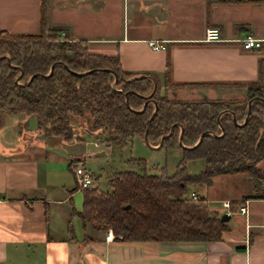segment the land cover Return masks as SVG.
Listing matches in <instances>:
<instances>
[{
  "label": "crops",
  "instance_id": "1",
  "mask_svg": "<svg viewBox=\"0 0 264 264\" xmlns=\"http://www.w3.org/2000/svg\"><path fill=\"white\" fill-rule=\"evenodd\" d=\"M40 1L0 0V29L37 33ZM46 1L49 26L85 41L92 53L116 54L125 71L149 73L166 98L231 102L244 97L247 81L264 83V0ZM207 27H216L222 40L204 41ZM244 33L259 38L260 46L242 49L236 39ZM149 40L164 48L151 49ZM81 137L62 140L76 147L56 155L60 146L37 131L34 116L0 112V264H264V230L259 228L264 198L252 197L255 191L243 173L186 185L188 195L202 197L201 214H228L223 221L228 228L218 240L130 241L105 238V233L85 239L86 228L71 214L81 206L79 188L61 170L65 164L72 174L69 161H83ZM102 143L93 139L94 152H102L93 156H105L108 146ZM195 160L186 162L187 172L200 170L202 163ZM255 166L264 171V158ZM213 180L230 191L209 193ZM243 199L246 212L240 213Z\"/></svg>",
  "mask_w": 264,
  "mask_h": 264
},
{
  "label": "trees",
  "instance_id": "2",
  "mask_svg": "<svg viewBox=\"0 0 264 264\" xmlns=\"http://www.w3.org/2000/svg\"><path fill=\"white\" fill-rule=\"evenodd\" d=\"M47 7V1L41 0L35 34L0 29V112L32 115L39 133L72 141L78 138L69 117L85 111L91 116L87 131L97 130L99 135L106 130L107 140L142 137L145 131L149 144H157L162 136L159 147L181 149L171 174L164 166L155 173L143 167L123 169L106 179V189L80 188V209H72L71 214L86 228L85 239L109 230L112 238L130 241L218 240L227 225L219 215L201 214L202 197L185 196L187 184L208 185L216 175L243 173L255 191L252 197L264 198V171L255 166L264 158L260 79L244 84L242 101L166 98L158 93L157 81L149 73L131 78L139 73L121 69L116 54L92 53L85 41L71 40L61 27L49 26ZM248 99L252 100L244 120ZM146 100L155 104L150 119L153 103L147 101L141 108ZM169 128L170 134L163 137ZM191 159L202 163L195 173L186 171V161Z\"/></svg>",
  "mask_w": 264,
  "mask_h": 264
},
{
  "label": "rangeland",
  "instance_id": "3",
  "mask_svg": "<svg viewBox=\"0 0 264 264\" xmlns=\"http://www.w3.org/2000/svg\"><path fill=\"white\" fill-rule=\"evenodd\" d=\"M58 35L59 37H61L62 33H58ZM233 101L234 100H232L231 102ZM239 101L242 100L240 99ZM69 122L71 128H73V135H81V138L84 139L82 143L78 144L79 146H83V149L85 150L83 154L84 159L82 161V164L84 165L85 169L88 170L94 176L93 185H97L99 189L106 188V179L111 177L112 174L116 173V171L118 170H123L127 168L140 170V168L143 167L145 172L155 173L157 172V169L159 167L164 166L166 174H171L174 171L175 165L181 156V149L174 145L165 148L164 146L153 148L151 147V145L144 143L142 137L139 136L122 138L120 136L117 141H111L109 139L107 140L108 137H106V135H108L109 133L106 130L94 137L88 136L87 134H85L82 128L84 129V127H91V116L88 112L85 111L82 113L81 116H70ZM50 137L51 138L47 140L52 141L53 144H58L60 146V150H58L56 155L65 156V153L69 151L71 152L72 148L76 147L75 144L70 145L68 143H62V139L60 137ZM94 138L100 140V142H103L102 144L104 146H108V148L106 149L105 156H93L95 148L92 146V141ZM46 142L48 143V141ZM138 158H141L142 161L136 160ZM78 160L71 161L74 162ZM195 162L198 163V160H195ZM187 169L189 170V167ZM61 170H64V173L69 179V182L72 183L74 176L72 177V174L66 168L65 164ZM190 170L194 171L195 167H191ZM213 181V184L208 188L209 193L214 195L220 194L224 196L228 193V191H230V188H228L227 186L216 185L217 180ZM78 191H80V195L81 190L79 189ZM185 196L188 197L189 195L186 193ZM201 201V205L203 206V200Z\"/></svg>",
  "mask_w": 264,
  "mask_h": 264
},
{
  "label": "built area",
  "instance_id": "4",
  "mask_svg": "<svg viewBox=\"0 0 264 264\" xmlns=\"http://www.w3.org/2000/svg\"><path fill=\"white\" fill-rule=\"evenodd\" d=\"M203 40L207 42H214V41H221L222 38L220 37L219 30L216 27H207L204 29L203 33ZM236 41L239 42L240 47L242 49H251V48H257L260 46L261 40L259 38H256L252 36L250 33H244L242 36L238 37ZM147 45L151 49H163L164 44L162 42H157L153 40L147 41ZM93 145H97V142H93ZM71 165V172L74 176V182L77 188H85L93 185V175L85 169L81 161H74L70 163ZM190 198L196 199L195 193H189ZM241 205L238 207V211L240 213L246 212V199H243L241 201ZM222 205L227 207L228 203L226 201H222ZM259 228L261 230H264V223L259 225ZM112 237V234L109 230L105 233V238Z\"/></svg>",
  "mask_w": 264,
  "mask_h": 264
},
{
  "label": "water",
  "instance_id": "5",
  "mask_svg": "<svg viewBox=\"0 0 264 264\" xmlns=\"http://www.w3.org/2000/svg\"><path fill=\"white\" fill-rule=\"evenodd\" d=\"M4 56H5V55H4ZM5 57H6V56H5ZM50 70H51V66L49 67V71H48V73L50 72ZM90 71H91V70H90ZM112 75H113V81H112V83H111V87L114 86V80H115V74L112 73ZM140 76H145V75L139 73V74H135V75H133L131 78H136V77H140ZM30 78H31V76L28 77L27 81H28ZM27 81H26V82H27ZM153 85H154V84H153ZM123 95H124V97H125V96H126V92H125ZM149 95H150V93L147 94V96H149ZM251 100H252V99H248V100L246 101V115H245L244 120L246 119V117H247V115H248V112H249V105H250V101H251ZM147 101L152 102L151 100H146V101H144V102L142 103V105H141V108L144 106V104H145ZM152 103H153V102H152ZM141 108L138 109L137 111H140ZM154 111H155V104L153 103V110H152V112L150 113L148 119H150V118L153 116ZM262 124H263V126H264V115H263V117H262ZM97 132H98V131L95 130V131H91L90 133H91V134H94V133L96 134ZM170 132H171V128H169L168 132H167L163 137L168 136V135L170 134ZM179 132H180V130H179ZM202 134H203V133H200L199 137L197 138V141H196L193 145H195V144L200 140V137H201ZM179 136H180V133H178V140H177L178 143L180 144ZM161 138H162V136L159 138L157 144H155V145H151V144H149L148 141H147V138H146V132L144 131L143 134H142V139H143L144 143L151 145V147H153V148H158V147H159V144H160ZM188 147H189V146H188ZM100 154H102V152H96V153L94 152V153H93V155H100ZM227 219H228V214H227V213H221V214L219 215V220H220V221L223 222V221H226Z\"/></svg>",
  "mask_w": 264,
  "mask_h": 264
}]
</instances>
